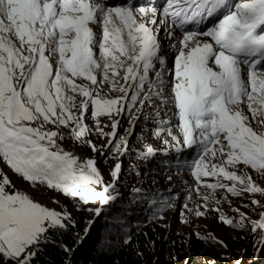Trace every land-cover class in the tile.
I'll list each match as a JSON object with an SVG mask.
<instances>
[{"label": "snow or ice", "instance_id": "1", "mask_svg": "<svg viewBox=\"0 0 264 264\" xmlns=\"http://www.w3.org/2000/svg\"><path fill=\"white\" fill-rule=\"evenodd\" d=\"M86 114L97 135L110 137L107 144L98 147L86 138L93 134ZM137 114L151 119L152 134L177 153L199 149L192 175L198 184L216 178L204 184L212 191L202 195L203 207L221 203L217 189L264 196L252 175L229 170L242 164L264 177V0H0V161L15 174L99 217L121 196V164L105 181L96 159L80 158L62 142L68 136L99 155L108 150L121 156L134 129L119 135L118 118L127 115L134 125ZM102 116L111 122L110 133L100 125ZM155 154L144 145V158ZM0 177V264H35L49 233L75 221L16 189L2 171ZM142 198L154 206L153 218L175 207L174 197ZM90 203L99 206L85 208ZM252 203L264 208L257 199ZM183 208L205 215L200 206ZM214 210L225 225L259 230L264 245V211L252 220L235 209L234 220Z\"/></svg>", "mask_w": 264, "mask_h": 264}, {"label": "rangeland", "instance_id": "2", "mask_svg": "<svg viewBox=\"0 0 264 264\" xmlns=\"http://www.w3.org/2000/svg\"><path fill=\"white\" fill-rule=\"evenodd\" d=\"M170 55L172 57L171 53ZM171 63L172 58L169 61L170 65ZM77 82L86 83L85 81ZM105 92H107V87H105ZM109 95L114 96L119 95V93H109ZM81 99V97L77 96L76 103L79 104ZM148 111L150 112L151 108H149ZM86 116L87 118L84 122L93 129V134L86 138H90L98 147L107 144L110 137L101 138L97 135L95 121L90 114H86ZM161 116L163 117V112ZM99 119L104 132L110 133L112 128L108 117L102 116ZM118 119H121L118 127V134L125 135V130L132 127L134 130L129 137V141L132 138V140L136 142L135 140L139 138V145H137L139 147H137L136 154L142 155L144 152V145L148 144L156 150L154 159L148 157L144 158L143 156L142 158H131L136 144H133L131 150L123 155L114 156V154L108 150H105L104 155H99L91 151L88 146H82L72 141L68 136H66L65 140L62 142V146L66 150L74 153L78 157L96 159L97 166L105 181H110L112 179L110 170L114 168V165L116 163L121 164L120 179L117 183V188L121 196L116 202H112L110 205L105 206L104 211L100 215L102 216L105 212H110L112 214L111 218L113 220H111L113 223L110 226V232L107 234L108 237H111V234L118 235V232L121 231L123 227L130 226L131 217L116 216L115 213L123 208L127 209V214L137 213L139 208L144 207L142 194H155L158 199L168 197L171 200L174 197V200H172L175 204L174 208H166L162 213L158 214L157 218H153L152 215V222L144 225L146 227H151L155 231L158 245L164 243L170 236H174L180 240L185 238L188 246L194 245L205 236L223 241L224 244L225 239L233 237L234 241H232V243L229 241L231 246H228L225 254L226 257L231 259L232 264H237V261H240V264H264V245L260 242L261 232L258 230L256 233H253L250 225L246 226L244 229H234L231 226L225 225L219 221V213L214 210L219 207L229 218L238 220L239 213L235 211V209H239L240 212L245 213L252 220H259V213L264 211V208L254 205L252 199H257L261 204H264V196L258 193H246L244 196H232L226 189H217L216 199H219L221 203L216 205L215 201H209L207 207H203V205H205V200L202 198V195H207L212 191L205 187L204 184L215 183L216 178L203 177L202 183L198 184L190 168V165L196 159L191 156H183L180 159L176 158L173 149L165 145L161 139L152 134V128L155 127V125L151 119L145 120L143 115H140V119L134 125H130L127 115ZM171 119L173 124L178 123L176 117L173 116ZM105 125H107V127H105ZM51 127L55 130V126ZM253 127L260 130L259 126L255 123ZM62 131L67 133L69 130L62 129ZM173 131L178 132V129L174 128ZM168 150L170 151V155L169 152L168 155H164V153L161 152ZM158 151L159 153H157ZM229 170L237 171L238 175L248 173L252 175L253 180L261 187H264V177L258 175L247 166L240 164L235 169ZM0 171L7 175L16 189L26 192L35 201L50 209L67 211L70 213L71 210L77 209L78 207L73 200L64 197L63 194L57 193L54 190H48L44 186L34 189L28 182L24 181L23 178L15 174L3 161H0ZM168 177H171V179H168ZM0 179H2V177H0ZM221 179L223 178L221 177ZM223 182L229 185L232 183L230 181ZM197 188L199 192L196 191ZM134 189H140L141 194H135L133 191ZM189 193H191L190 199H188ZM53 199L59 201V203H53ZM185 203H187L188 208L200 206L199 210L205 212V215L203 217H197L189 213L183 208ZM244 205H249V207H244ZM97 206H99L98 203H90L85 206V208ZM82 209L84 210V208L80 210ZM84 211L89 215L92 221L96 219V222L100 217H94L92 213L86 210ZM182 212L183 215L181 214ZM161 216L162 218H159ZM185 218L188 220L187 223L184 222ZM184 253L188 254L187 250L177 252V258L173 260H171L170 254H165L163 261L158 264H186L187 258Z\"/></svg>", "mask_w": 264, "mask_h": 264}, {"label": "trees", "instance_id": "3", "mask_svg": "<svg viewBox=\"0 0 264 264\" xmlns=\"http://www.w3.org/2000/svg\"><path fill=\"white\" fill-rule=\"evenodd\" d=\"M135 141L130 139L129 150L136 144L131 158H142L136 154L139 138ZM143 202L144 207L139 208L137 213L127 214L125 208L113 212L116 216L131 217V224L123 227L118 235L111 234V237L107 235L113 223L110 212H105L85 232L92 219L83 209L71 210L75 226H69L67 230H52L49 233L50 242L43 245L35 264H158L163 261L165 254H170L173 260L177 258V252L186 250V264H232L225 254L228 246H231L229 241H234L233 237L224 240L227 247L216 243L209 236L201 238L192 246L187 245L185 238L180 240L174 236L158 245L155 231L144 226L152 222L153 206L148 200ZM125 238L128 239L127 243H123ZM65 246L71 251L66 252Z\"/></svg>", "mask_w": 264, "mask_h": 264}, {"label": "bare ground", "instance_id": "4", "mask_svg": "<svg viewBox=\"0 0 264 264\" xmlns=\"http://www.w3.org/2000/svg\"><path fill=\"white\" fill-rule=\"evenodd\" d=\"M171 58H172V57H171V55L169 54V61H170Z\"/></svg>", "mask_w": 264, "mask_h": 264}, {"label": "water", "instance_id": "5", "mask_svg": "<svg viewBox=\"0 0 264 264\" xmlns=\"http://www.w3.org/2000/svg\"><path fill=\"white\" fill-rule=\"evenodd\" d=\"M96 219H94V221H95ZM92 226V225H91Z\"/></svg>", "mask_w": 264, "mask_h": 264}]
</instances>
